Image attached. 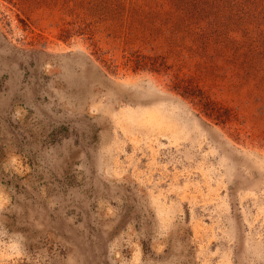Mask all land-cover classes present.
Here are the masks:
<instances>
[{
  "label": "rangeland",
  "instance_id": "rangeland-1",
  "mask_svg": "<svg viewBox=\"0 0 264 264\" xmlns=\"http://www.w3.org/2000/svg\"><path fill=\"white\" fill-rule=\"evenodd\" d=\"M0 264H264V0H0Z\"/></svg>",
  "mask_w": 264,
  "mask_h": 264
}]
</instances>
